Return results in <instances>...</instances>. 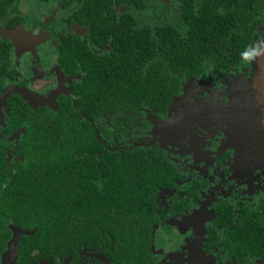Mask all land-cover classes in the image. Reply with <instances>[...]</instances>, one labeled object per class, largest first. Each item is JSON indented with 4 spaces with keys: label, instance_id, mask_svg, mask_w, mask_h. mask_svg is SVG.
I'll return each mask as SVG.
<instances>
[{
    "label": "flooded vegetation",
    "instance_id": "obj_1",
    "mask_svg": "<svg viewBox=\"0 0 264 264\" xmlns=\"http://www.w3.org/2000/svg\"><path fill=\"white\" fill-rule=\"evenodd\" d=\"M189 1L0 0V264L9 251L6 264H18L24 246L28 264H264V117L249 104L264 14L255 57L205 59L204 73L175 77L172 45L205 34L184 23ZM128 20L152 24L146 44ZM118 68L128 81L167 79L169 103L97 109L91 72L106 81ZM69 132L79 151L92 142L96 157L125 160L120 211H108L121 234L41 255L24 201L40 196L58 164L49 144Z\"/></svg>",
    "mask_w": 264,
    "mask_h": 264
},
{
    "label": "trees",
    "instance_id": "obj_2",
    "mask_svg": "<svg viewBox=\"0 0 264 264\" xmlns=\"http://www.w3.org/2000/svg\"><path fill=\"white\" fill-rule=\"evenodd\" d=\"M262 1L190 0L188 12L183 16L184 23L192 26H195L194 23H205L202 27L205 34L202 32L190 36L181 34L176 44L172 45L176 54L169 66L174 76L178 77L180 73H204L206 68L201 62L205 59L228 65L237 62L242 55L255 57L251 41L256 31L257 20L264 14ZM148 3L149 0H141L144 10L148 9ZM3 4L6 6L7 1ZM128 22L130 27L143 28L144 33L152 32V24L145 23L141 26L142 20ZM138 41L146 44L149 41L148 34H144ZM165 47L170 46L165 44ZM173 49H168L169 53L171 50L174 53ZM91 75L94 81H90V87L97 88V95L94 96L97 109L132 106L142 100H146L147 103L159 102L162 106L169 103L170 85L164 77L161 78L165 81H128L127 78H121V68L112 71L106 81H103L100 71H92ZM83 83L89 87L86 82ZM155 91L158 96L152 98ZM77 104L82 105L80 101ZM66 134L62 144L55 140L49 144L51 148H48L47 152L58 164L43 174L46 186L41 188L40 196L34 194L24 201V205L32 209L28 224L37 226L36 233L27 236L31 239L32 248H39L41 255L50 254L54 257L75 253L81 243L92 244L97 237L99 239L109 237L107 231L119 240L121 234L117 224L119 219H114V214L108 211H120V198L127 189L121 178L124 159H120L118 155L101 153L100 161L96 157L97 154L91 151L92 142L79 151L81 145L74 144L70 132ZM66 140L72 142L71 146H67ZM108 159L110 165L103 163ZM97 161L100 165H97ZM20 196L16 193L11 197ZM11 197L4 199L6 205L11 204ZM19 215L18 211L16 216ZM106 223L108 225H105ZM24 231L29 234L31 230ZM21 248L23 251L17 262L28 264L29 252L24 250L25 246Z\"/></svg>",
    "mask_w": 264,
    "mask_h": 264
},
{
    "label": "water",
    "instance_id": "obj_3",
    "mask_svg": "<svg viewBox=\"0 0 264 264\" xmlns=\"http://www.w3.org/2000/svg\"><path fill=\"white\" fill-rule=\"evenodd\" d=\"M252 86L253 91L250 93V100L249 104L251 103L252 106L257 109L261 115L264 117V34L261 40L260 47L256 54L253 74H252ZM253 108V107H252ZM254 109V108H253ZM22 233V230L18 229L17 234ZM11 250V246H10ZM10 251L3 255V263L6 264V259L9 257ZM16 257V253H15Z\"/></svg>",
    "mask_w": 264,
    "mask_h": 264
},
{
    "label": "rangeland",
    "instance_id": "obj_4",
    "mask_svg": "<svg viewBox=\"0 0 264 264\" xmlns=\"http://www.w3.org/2000/svg\"><path fill=\"white\" fill-rule=\"evenodd\" d=\"M261 122V121H260ZM261 125H263L262 123H261ZM10 243H12V242H10ZM10 246L12 247V245L10 244Z\"/></svg>",
    "mask_w": 264,
    "mask_h": 264
},
{
    "label": "clouds",
    "instance_id": "obj_5",
    "mask_svg": "<svg viewBox=\"0 0 264 264\" xmlns=\"http://www.w3.org/2000/svg\"><path fill=\"white\" fill-rule=\"evenodd\" d=\"M8 251V250H7Z\"/></svg>",
    "mask_w": 264,
    "mask_h": 264
}]
</instances>
